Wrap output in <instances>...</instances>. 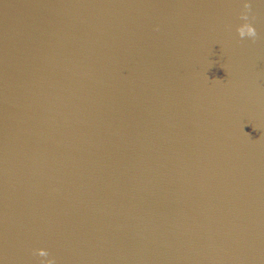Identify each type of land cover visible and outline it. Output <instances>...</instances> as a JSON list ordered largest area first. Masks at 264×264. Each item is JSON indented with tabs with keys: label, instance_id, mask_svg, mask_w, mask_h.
Here are the masks:
<instances>
[{
	"label": "water",
	"instance_id": "95a60500",
	"mask_svg": "<svg viewBox=\"0 0 264 264\" xmlns=\"http://www.w3.org/2000/svg\"><path fill=\"white\" fill-rule=\"evenodd\" d=\"M49 260L264 264V0H0V264Z\"/></svg>",
	"mask_w": 264,
	"mask_h": 264
},
{
	"label": "clouds",
	"instance_id": "9594fccd",
	"mask_svg": "<svg viewBox=\"0 0 264 264\" xmlns=\"http://www.w3.org/2000/svg\"><path fill=\"white\" fill-rule=\"evenodd\" d=\"M246 7H248L250 9L251 5L250 4H246ZM239 36L241 37V39H243L244 37H250L253 40H255L257 38V30L256 27L252 24V23H246L243 26L238 27L237 29ZM40 254L44 255L45 252L43 250H40ZM48 264H54V260H49Z\"/></svg>",
	"mask_w": 264,
	"mask_h": 264
}]
</instances>
